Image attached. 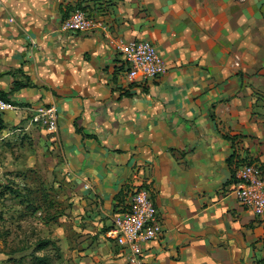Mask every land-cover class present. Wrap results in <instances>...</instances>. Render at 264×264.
Here are the masks:
<instances>
[{
    "label": "crops",
    "instance_id": "crops-1",
    "mask_svg": "<svg viewBox=\"0 0 264 264\" xmlns=\"http://www.w3.org/2000/svg\"><path fill=\"white\" fill-rule=\"evenodd\" d=\"M77 6L103 29L65 31ZM258 26L264 0H2L0 97L17 108L0 114V180L32 167L28 141L49 146L64 214L80 220L59 231L78 264L123 263L106 232L141 187L163 225L146 264H264V224L234 194L238 161L263 160L253 85L264 71L240 53L264 38ZM220 38L239 42L222 62ZM134 39L154 42L167 62L144 88L127 81L117 49ZM50 104L56 132L31 120Z\"/></svg>",
    "mask_w": 264,
    "mask_h": 264
},
{
    "label": "rangeland",
    "instance_id": "rangeland-1",
    "mask_svg": "<svg viewBox=\"0 0 264 264\" xmlns=\"http://www.w3.org/2000/svg\"><path fill=\"white\" fill-rule=\"evenodd\" d=\"M143 13L146 12H141ZM263 30L264 28L261 30L258 26L252 31L259 34ZM243 41L245 50L248 51L249 43L246 38ZM236 44L239 46L236 38H220L214 44V49L218 48L215 54L220 62L225 60L227 53L235 54ZM250 45V55L240 53L244 54L253 69L262 66L259 69L261 73V70L264 71V38H252ZM235 59L240 62L239 55H235ZM253 77L257 80V76ZM253 116L261 125V138L258 137L257 145L262 146L263 153L260 158L264 161V83L253 85ZM28 144L26 157L32 167L10 172L9 177L0 180V264H37L35 258L38 255L46 257L48 264H78L72 257L71 249L61 244L59 231L62 228L67 229L71 220L73 226H78L80 220L75 215L70 216L71 213L64 214L68 207L67 200L64 192H59L54 185V180L61 177L54 167L53 152L46 143L36 147L33 141H28ZM60 212L61 218L57 216ZM41 241H50L51 244L38 250L37 246ZM123 260L122 264H126V260Z\"/></svg>",
    "mask_w": 264,
    "mask_h": 264
},
{
    "label": "built area",
    "instance_id": "built-area-1",
    "mask_svg": "<svg viewBox=\"0 0 264 264\" xmlns=\"http://www.w3.org/2000/svg\"><path fill=\"white\" fill-rule=\"evenodd\" d=\"M2 5V0H0ZM103 22L89 11L75 7L65 19V31L95 34ZM127 66L128 82L144 88L167 72V62L158 47L148 39H134L117 47ZM16 106L0 97V114L16 110ZM32 123L50 132L58 128V112L54 104L33 110ZM247 161H250L247 159ZM239 160L235 166L234 194L240 204L264 224V166L263 162ZM86 188H89L86 185ZM163 225L147 188L133 189L120 211L114 215L106 235L120 248L127 264H146L145 245L161 238Z\"/></svg>",
    "mask_w": 264,
    "mask_h": 264
},
{
    "label": "trees",
    "instance_id": "trees-1",
    "mask_svg": "<svg viewBox=\"0 0 264 264\" xmlns=\"http://www.w3.org/2000/svg\"><path fill=\"white\" fill-rule=\"evenodd\" d=\"M77 7L86 10L85 7H81V6H77ZM242 161H247V159H242ZM253 161H254V160H250V161H247V162H253ZM262 165L264 166V163H262ZM50 244H51L50 241H41V242L38 244L37 249H38V250H43V249L47 248ZM35 259H36L37 264H48V259H47L46 257H39V256H38V257H36ZM261 261H264V259L261 260Z\"/></svg>",
    "mask_w": 264,
    "mask_h": 264
}]
</instances>
